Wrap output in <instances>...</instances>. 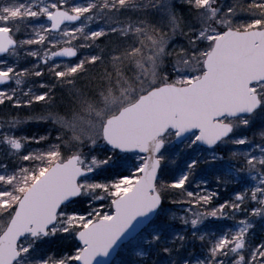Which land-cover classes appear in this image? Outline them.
<instances>
[{"label":"snow or ice","instance_id":"snow-or-ice-1","mask_svg":"<svg viewBox=\"0 0 264 264\" xmlns=\"http://www.w3.org/2000/svg\"><path fill=\"white\" fill-rule=\"evenodd\" d=\"M0 86L14 109L69 91L0 118V264H264V0H0ZM198 171L232 197L204 210Z\"/></svg>","mask_w":264,"mask_h":264},{"label":"rangeland","instance_id":"rangeland-1","mask_svg":"<svg viewBox=\"0 0 264 264\" xmlns=\"http://www.w3.org/2000/svg\"><path fill=\"white\" fill-rule=\"evenodd\" d=\"M177 43L178 44L179 43H184V41L182 39H180V38H177ZM22 55H23V53H22ZM22 60H24V59H22ZM22 64H25L24 61H23ZM20 66H21V64H20ZM31 66H32V63L29 62L28 67L30 68ZM21 68H23V66ZM37 85L34 84V83H31V81L29 83L26 80L25 83L23 85H21V86L26 87L25 88V92H27L29 88H32L33 91H35V92H42V91H44V89H39L37 87ZM63 90H65L67 92V94L63 95L61 93V96L60 95H57V92H58L57 90L54 91L53 95H54V99L55 100L53 102L58 101L60 104L62 103L63 105H67L69 103V91H68V88L65 87V88H63ZM36 104H33V105L36 106V109H32L30 107V108H24V109L22 108V109H20V111L18 110L19 112H21L20 113V117L23 118V119H27L28 117H35V116H39L41 114H43V115L46 116L50 112L53 113V114H56V113L64 114L65 110L68 107V105H67V106L64 107V110L63 111H61V109H60V110H57V112H56L53 109H50V110L44 109L43 110L42 109L43 108V105H46V103H44V102H40V103H36ZM27 127H33L34 128V131H37V132L38 131H40V132L41 131H44L39 136L48 135L49 133H51V135L54 137L57 134L56 133V128L58 126L57 125H54V124H52L50 122L44 123V122H36L35 120H28V122H26L25 124H23L21 126V128H20V130L18 131L17 134L18 135H24L23 133H24V131H25V129ZM36 137L38 138V136H36ZM29 147L31 149H35V148L41 147V145L32 144ZM177 162H179V161H177ZM209 177H212V176H208L207 177L206 184L203 185L200 189H197V191H201V192H203V191H208V192L216 191V192H218L219 195H218V197H216V198L213 199V202H212V205H210V208L211 207H218L219 204L223 203L225 200L230 199L232 197V195H233L232 189H233V187H237V186L236 185H229V186H227V188L222 187L219 190L218 187L214 185V183L212 184V182H211L212 179L209 178ZM196 178L198 179L197 184L200 183V181L202 179V174L199 171L197 172V175L193 178V181ZM184 208L185 207H182V211L180 212L181 215L184 214V212H183V209ZM207 209L208 208L205 206L204 210H207ZM242 218H243V216L238 214L237 219H242ZM212 223L213 224L221 223V224L224 225V228L225 229H227V228H234V226H235V222L233 220L213 221ZM253 240H254V242H260V241L264 240V232H259L258 231L255 234V236L253 237Z\"/></svg>","mask_w":264,"mask_h":264},{"label":"trees","instance_id":"trees-1","mask_svg":"<svg viewBox=\"0 0 264 264\" xmlns=\"http://www.w3.org/2000/svg\"><path fill=\"white\" fill-rule=\"evenodd\" d=\"M116 43H120L121 47H123V42L122 41H116L115 38H109V39H104L101 43V47H106L108 51L111 50V47L114 46ZM24 61L25 64H22ZM29 62L32 63V58H26L24 60H22L20 62L21 66L20 67H28L29 65ZM67 62V61H65ZM65 62H57V63H65ZM28 64V65H27ZM102 67L103 66H89L88 67V70L87 72L84 74L83 77L79 78L78 81H77V85L80 86L82 84H84L85 82H87V80L92 77V76H95L97 73H99L100 71H102ZM42 70H43V76L42 77H28L26 80L30 83H34V84H38V83H48V84H51V83H54V79L53 77L51 76L50 73H48L47 71V68L43 67L42 66ZM30 80V81H29ZM12 87H16L14 84L12 85ZM25 88L26 87H23L21 86L20 89H18V94H20L21 92H25ZM58 91L57 92V95H60L61 96V93L63 95L67 94V92L65 90H63V88H60V87H57L55 89V91ZM59 96V97H60ZM58 97V98H59ZM57 98V99H58ZM55 100V99H54ZM37 105V104H36ZM68 105V104H67ZM67 105H63L62 103L60 104L58 101H55V102H52L51 105H43V110L46 109V110H50V109H53L57 112V110H60L63 111L64 110V107L67 106ZM32 109H36V106L35 105H32L31 107ZM22 109V108H20ZM20 109H14L11 107V105H8V106H3V105H0V118H2L3 116H5L6 114L8 113H12V114H15V115H19L20 116ZM24 109V108H23ZM19 110V111H18ZM44 131H34V128L33 127H27L24 131V136H28V137H36L39 135H41ZM37 133V134H36ZM177 163H180V162H177ZM211 178V182L212 184L214 183L215 186L218 187V189L220 190L222 187L217 185L216 182H215V179L213 177H209ZM197 181L198 179L196 178L194 181H192V184L189 186V190H196V184H197ZM171 198H180L179 196H170V199ZM170 207L173 208V210H175L177 212L178 215H181L180 212L182 211V207H187V205H170ZM208 209L210 208V206H206ZM220 225H223L221 223H218ZM224 226V225H223ZM177 227L179 228L180 225H177ZM190 251H192L193 253V259L196 257V256H202V253H201V249H200V246H199V243H197L195 245L194 248H190ZM185 255L187 256V252L185 253Z\"/></svg>","mask_w":264,"mask_h":264},{"label":"water","instance_id":"water-1","mask_svg":"<svg viewBox=\"0 0 264 264\" xmlns=\"http://www.w3.org/2000/svg\"><path fill=\"white\" fill-rule=\"evenodd\" d=\"M57 59H67V58H57ZM1 87V86H0Z\"/></svg>","mask_w":264,"mask_h":264}]
</instances>
